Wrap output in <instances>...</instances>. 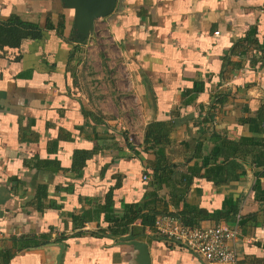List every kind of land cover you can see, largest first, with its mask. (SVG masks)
<instances>
[{
	"label": "crops",
	"instance_id": "1",
	"mask_svg": "<svg viewBox=\"0 0 264 264\" xmlns=\"http://www.w3.org/2000/svg\"><path fill=\"white\" fill-rule=\"evenodd\" d=\"M80 34L65 0H0V264H207L160 213L240 214L238 264H264V0H116Z\"/></svg>",
	"mask_w": 264,
	"mask_h": 264
},
{
	"label": "built area",
	"instance_id": "2",
	"mask_svg": "<svg viewBox=\"0 0 264 264\" xmlns=\"http://www.w3.org/2000/svg\"><path fill=\"white\" fill-rule=\"evenodd\" d=\"M239 221L240 214H237L235 222L189 225L178 215L160 213L155 218L153 231L167 246L186 249L207 264H238L242 242Z\"/></svg>",
	"mask_w": 264,
	"mask_h": 264
},
{
	"label": "rangeland",
	"instance_id": "3",
	"mask_svg": "<svg viewBox=\"0 0 264 264\" xmlns=\"http://www.w3.org/2000/svg\"><path fill=\"white\" fill-rule=\"evenodd\" d=\"M98 35L99 41H97L94 45H96L97 49H95L96 53H97V58H93V66H92V70H89L90 75L93 74V76L95 77L96 82H94V78L90 79V84L95 85L97 90L99 91V93L101 94L102 100L104 99V96H108L110 94V91L112 90L111 87L109 85H111L112 80L110 79V76H108V81H105V77H103V72L104 70H101V63L102 61L104 63H106L107 65H105L106 68H108V65L110 64L112 57H110V50H111V42H110V38L108 35V30L106 29V26L104 25V23H100L99 27H98ZM105 81L106 85L103 84V81ZM99 82L100 84H103V86H99ZM109 84V85H108ZM115 85V87H114ZM118 85L116 84V82H113V89L115 91L117 90ZM107 100L103 101L104 104L106 106L109 105V97H106Z\"/></svg>",
	"mask_w": 264,
	"mask_h": 264
},
{
	"label": "water",
	"instance_id": "4",
	"mask_svg": "<svg viewBox=\"0 0 264 264\" xmlns=\"http://www.w3.org/2000/svg\"><path fill=\"white\" fill-rule=\"evenodd\" d=\"M77 7L81 23L80 37L84 39L92 28L94 19L108 15L114 9L116 0H65Z\"/></svg>",
	"mask_w": 264,
	"mask_h": 264
},
{
	"label": "trees",
	"instance_id": "5",
	"mask_svg": "<svg viewBox=\"0 0 264 264\" xmlns=\"http://www.w3.org/2000/svg\"><path fill=\"white\" fill-rule=\"evenodd\" d=\"M12 23L15 24V27L11 28L10 31L15 32V34L19 35V37H25L28 35H31L32 37H39L41 35V30L39 26L34 23L24 22L18 17H13ZM108 219L116 223V225H119V226L121 225L119 219L117 218L108 217ZM154 223H155V219L153 221V228H154Z\"/></svg>",
	"mask_w": 264,
	"mask_h": 264
}]
</instances>
